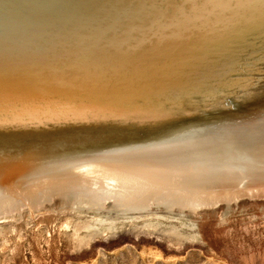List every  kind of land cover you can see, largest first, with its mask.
Returning a JSON list of instances; mask_svg holds the SVG:
<instances>
[{
	"label": "bare ground",
	"instance_id": "6f19581e",
	"mask_svg": "<svg viewBox=\"0 0 264 264\" xmlns=\"http://www.w3.org/2000/svg\"><path fill=\"white\" fill-rule=\"evenodd\" d=\"M73 174L78 245L197 240L192 191L264 187V0H0V198Z\"/></svg>",
	"mask_w": 264,
	"mask_h": 264
},
{
	"label": "rangeland",
	"instance_id": "374dc122",
	"mask_svg": "<svg viewBox=\"0 0 264 264\" xmlns=\"http://www.w3.org/2000/svg\"><path fill=\"white\" fill-rule=\"evenodd\" d=\"M73 175L31 181L14 179L8 184L12 187L7 196L0 198V217L4 218H0V264H264V187H253L250 192L236 186L234 195L184 192L182 195L198 196L207 202L181 209L197 225V240L175 242L143 231L118 232L95 236L87 244L78 245L66 222L74 214L78 197L81 202L85 197L92 200L95 195L89 193L90 188L73 181L82 175ZM154 182L152 197L164 190L168 196L170 190L178 195L186 190L179 188L175 192L170 183ZM178 209L175 207L176 212Z\"/></svg>",
	"mask_w": 264,
	"mask_h": 264
}]
</instances>
